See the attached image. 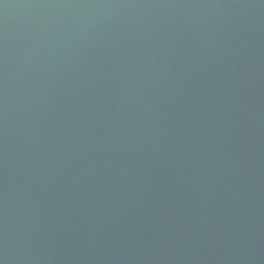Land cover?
Masks as SVG:
<instances>
[{
	"label": "water",
	"instance_id": "water-1",
	"mask_svg": "<svg viewBox=\"0 0 264 264\" xmlns=\"http://www.w3.org/2000/svg\"><path fill=\"white\" fill-rule=\"evenodd\" d=\"M0 264H264V0H0Z\"/></svg>",
	"mask_w": 264,
	"mask_h": 264
}]
</instances>
